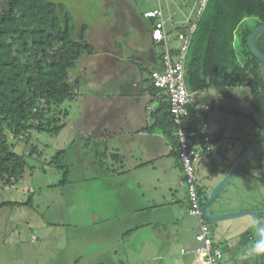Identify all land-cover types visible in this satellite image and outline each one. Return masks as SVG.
<instances>
[{
	"label": "crops",
	"instance_id": "1",
	"mask_svg": "<svg viewBox=\"0 0 264 264\" xmlns=\"http://www.w3.org/2000/svg\"><path fill=\"white\" fill-rule=\"evenodd\" d=\"M152 8L155 6L140 10L135 30L127 25L130 17L114 33L107 29L108 23L114 22L111 19L99 28L89 25L88 38L94 52L84 54L71 70V79L79 82V94L65 105V127L57 135H50V145L63 154L56 163H49L55 153L45 160L38 159L41 163L34 165L32 181L38 188L31 184L29 191L40 194L32 197V206L0 208V212L8 213L6 223L12 224L6 238L9 242L20 230L18 225L30 228L34 241L39 242L31 264H124L120 257L135 249L148 250L161 264H189L194 259L189 251L199 245L196 235L200 220L189 214L188 190L182 184L185 175L176 145L156 120L158 109L169 102V97L166 91L155 89L151 81V73L163 67L161 49L152 39L153 20L144 16ZM191 92L197 107L220 103L234 109L213 108L206 121L213 148L196 161L204 205L215 185L244 153L264 141V124L256 118L252 132H244L243 136L240 122L236 121L233 129L229 126L227 114L249 115L219 98L244 97L251 105L248 86ZM50 174L55 180H46ZM24 176L20 182L26 184ZM241 180L264 193V150L247 162L219 196L225 199L232 195L239 202L230 205L229 210L262 212L264 204H257V199L253 205L237 198L235 191ZM54 190L78 191V210L69 201L54 200ZM237 190L240 195L241 189ZM245 192L249 193L247 189ZM16 214L23 215L17 218ZM248 217L244 219L245 244L224 241L221 223L216 222L213 237L224 250L221 264H241V249L245 263L256 264L255 254H250L256 241L255 222ZM67 225L77 226L79 234L69 235ZM130 237L133 239L127 243ZM6 239L4 244L8 246ZM2 253L6 256L5 251Z\"/></svg>",
	"mask_w": 264,
	"mask_h": 264
},
{
	"label": "trees",
	"instance_id": "2",
	"mask_svg": "<svg viewBox=\"0 0 264 264\" xmlns=\"http://www.w3.org/2000/svg\"><path fill=\"white\" fill-rule=\"evenodd\" d=\"M263 24L264 0H210L187 55L189 90L245 85L251 89L252 107L264 115V63L248 44L251 33ZM88 31L89 24L77 26L63 3L0 0V181L18 183L31 167L28 156L14 149L13 140L30 144L33 130L54 136L65 127L68 109L64 104L79 94V82L71 79L70 72L84 54L94 52ZM257 44L264 53V33L258 36ZM217 107L234 111L220 103L210 109L194 105L186 120L188 126L201 127ZM162 109L166 111L160 114ZM156 120L177 152L178 135L169 102L158 109ZM37 148L33 145L30 155ZM62 154L57 152L49 163H56ZM32 205L29 197L1 202L0 208ZM258 213L263 219L264 210ZM262 260L264 264V256Z\"/></svg>",
	"mask_w": 264,
	"mask_h": 264
},
{
	"label": "rangeland",
	"instance_id": "3",
	"mask_svg": "<svg viewBox=\"0 0 264 264\" xmlns=\"http://www.w3.org/2000/svg\"><path fill=\"white\" fill-rule=\"evenodd\" d=\"M57 3H63L72 13L74 21L77 26H81L84 23L89 24L91 27H101L104 25V21L114 20L112 23H108V31L111 33L119 32L123 26L129 22L128 17H130L131 22L128 23V27L132 28V30L136 29L135 20L137 19L140 10H145L152 6H157L158 0H52ZM161 3L164 7V11L166 17L174 16L175 20H180L183 18V14L188 15L190 14L193 6L194 0H161ZM179 7L182 9L180 12ZM125 21V22H124ZM103 24V25H102ZM171 25V23H169ZM121 27V28H120ZM105 35L102 34L101 37ZM219 98L220 101H223L225 104L229 105L230 107H234L237 109L242 110L243 112L247 113L249 117L239 116L237 114H227L228 115V123L231 129H233L236 125V121L240 122L243 125L241 130V134L243 136L244 132H252L251 127H253L255 119L262 124H264V117L256 112L250 105L247 98H237L234 96L231 97H224ZM67 102L64 104L66 105ZM218 113V112H217ZM252 114V115H251ZM253 117L254 119L250 118ZM51 136L46 132H39L36 130L32 131V141L30 144H27L26 141L22 139H15L13 142L15 143V150L19 153H24L28 156L29 163L31 167L27 168L25 174L26 184L22 182H18L15 184H6L3 181H0V203L4 202L5 200H23L26 201L29 197H38L40 192L32 193L29 191L30 185L34 184L36 187L37 185L32 181V174L34 173L33 167L41 163L38 159L45 160L49 158V156L56 153V150L53 148V145H50ZM33 145H37V151L30 155ZM63 178V174L60 177ZM71 178V177H69ZM35 180V178H33ZM46 180H55V175L50 174L46 177ZM246 187V188H245ZM38 188V186L36 187ZM238 188L241 189L240 195ZM258 191H255V188L252 186L250 182L242 181L239 183L237 182V189L235 194L237 198H241L245 200L249 204L255 205L257 199V204L262 202L264 204L263 198L264 193L261 195ZM256 188V189H257ZM248 190L249 193L245 192ZM264 190V184H263ZM253 192V193H252ZM264 192V191H263ZM51 194V193H50ZM254 195V199L253 196ZM51 197L56 201H64L68 202L69 205L73 206L75 210H78V203H79V194L78 191H62V190H54L52 191ZM232 197V195H231ZM240 201V200H239ZM218 202L220 205H217L215 209L217 210H229V205H237L239 202L232 201L228 204L226 199L219 198ZM53 204L52 206H54ZM44 207H41L43 210ZM213 210V209H212ZM23 214H16L17 218L21 217ZM8 213L6 211L0 212V264H23V260L28 261L29 264L32 259V252L38 249L39 242L34 241L33 235L31 233L30 228L24 225H18L20 230L16 231L14 239L9 242L8 234L11 233L10 227L12 224L6 223V217ZM248 216H240L228 220L219 221L220 226L219 230L222 233V237L224 241L227 240L229 244L233 242L238 244L242 243L245 244L246 240V225L247 223L244 222V219H247ZM249 218V217H248ZM252 219V218H251ZM254 221V220H253ZM16 223V222H15ZM218 223V222H217ZM225 225H224V224ZM255 232H256V225ZM69 235L72 234H79L80 229L75 225H67L66 226ZM154 231V227L152 228ZM5 239L7 240V244H4ZM127 243L132 241V237L127 238ZM138 241L136 240L135 244ZM154 247V245H153ZM3 251H5V255L8 259L6 260V256H3ZM152 252L155 253V248L152 249ZM243 249L240 250V257L242 258L241 264L245 263V259H243ZM10 255V256H9ZM6 258V259H5ZM120 258H124V264H161V260L153 255H149L148 250H133L129 252L127 256H121ZM27 263V264H28Z\"/></svg>",
	"mask_w": 264,
	"mask_h": 264
},
{
	"label": "built area",
	"instance_id": "4",
	"mask_svg": "<svg viewBox=\"0 0 264 264\" xmlns=\"http://www.w3.org/2000/svg\"><path fill=\"white\" fill-rule=\"evenodd\" d=\"M209 1L194 0L190 14H183L180 20H175L174 16L166 17L161 0L155 8L144 13L145 17L153 20L152 39L161 49L163 64L162 69L151 73V81L168 94L171 120L178 135L177 153L185 175L182 184L187 187L190 201L189 214L200 220L196 235L199 245L189 251L194 257L189 264H221L224 259V250L213 237L216 222L205 219L203 214L196 169V161L212 151V136L206 123L195 129L186 122L195 105L186 84V60L199 19ZM203 107L210 109V105ZM182 251L186 252L185 249Z\"/></svg>",
	"mask_w": 264,
	"mask_h": 264
},
{
	"label": "water",
	"instance_id": "5",
	"mask_svg": "<svg viewBox=\"0 0 264 264\" xmlns=\"http://www.w3.org/2000/svg\"><path fill=\"white\" fill-rule=\"evenodd\" d=\"M264 33V24L257 27L249 37V47L252 53L264 63V53L259 49L257 44V38L259 35ZM264 150V141L258 142L251 146L244 155L238 160V162L233 165L231 170L224 175L222 179L215 185L210 195L208 196L207 201L203 205V214L205 219L212 220L215 222H219L222 220H228L240 216H249L251 217L256 225V241L255 245L263 244V236H264V224L263 219L259 215V213L253 209H237V210H229L222 211L215 209L217 205H220L218 202L219 196L222 191L235 179V177L242 171L247 162L259 151ZM228 204L234 201L231 198H225ZM230 206V205H229ZM213 209V210H212ZM255 263L263 264L262 255L255 254Z\"/></svg>",
	"mask_w": 264,
	"mask_h": 264
},
{
	"label": "clouds",
	"instance_id": "6",
	"mask_svg": "<svg viewBox=\"0 0 264 264\" xmlns=\"http://www.w3.org/2000/svg\"><path fill=\"white\" fill-rule=\"evenodd\" d=\"M250 254L262 255L264 256V244H257L252 249Z\"/></svg>",
	"mask_w": 264,
	"mask_h": 264
}]
</instances>
